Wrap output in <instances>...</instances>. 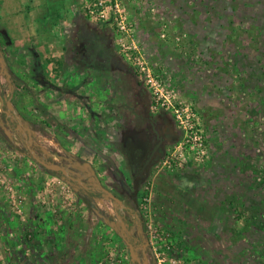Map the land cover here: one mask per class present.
Returning <instances> with one entry per match:
<instances>
[{
    "label": "rangeland",
    "instance_id": "374dc122",
    "mask_svg": "<svg viewBox=\"0 0 264 264\" xmlns=\"http://www.w3.org/2000/svg\"><path fill=\"white\" fill-rule=\"evenodd\" d=\"M96 2L0 0V54L13 87L5 77L0 80V264H132L123 239L129 230L121 219L134 224L131 236L143 263L146 238L148 264H211L201 258L199 231L211 239V255L221 257L215 264H264V0H120L128 32L119 29L112 12L88 16V6ZM84 21L101 36V57L115 62L102 66L97 54L90 55L96 104L106 90L122 96V111L133 110L137 122L149 114L157 118L149 129L120 133L125 117L115 105L108 107L118 116V126L108 133L120 137L114 149L118 157L91 142L95 136L108 144L104 135L76 130L69 136L60 129L77 109L73 112L70 100L61 107V94L43 90L30 77L34 49L45 74L59 79L51 63L61 59L62 44ZM132 45L153 69L162 92L172 95V104L189 106L198 115L207 143L204 158L179 148L185 132L173 108L155 107L150 88L137 85L145 99L139 96L135 104V95L120 86L122 80L124 86L132 79L139 83L127 49ZM13 93L12 128L19 135L5 132L6 101ZM145 104V113L137 111L136 105ZM42 110L57 118L59 129L42 126L47 118ZM164 120L177 135L128 205L139 217L101 201L102 187L115 194L107 187L122 182L107 170L109 163L121 166L131 195L133 176L125 166L133 170L162 151ZM100 121L97 128L103 127ZM27 143L48 163L68 168L75 181L35 162ZM195 211L213 221L189 223ZM189 233L196 234L194 242Z\"/></svg>",
    "mask_w": 264,
    "mask_h": 264
},
{
    "label": "flooded vegetation",
    "instance_id": "af4514ba",
    "mask_svg": "<svg viewBox=\"0 0 264 264\" xmlns=\"http://www.w3.org/2000/svg\"><path fill=\"white\" fill-rule=\"evenodd\" d=\"M88 16L89 11H88ZM79 27L77 28V31L72 34L68 41H66L64 44H62V55L61 59L56 60V63H51L56 67V71L59 72V79L56 81L55 79H51L49 76H47L46 73V67L44 66V63L42 60H40L37 57V54L35 53L34 49L32 51V54L34 56L33 63H32V75H30L31 79L36 82L37 85L41 86L43 90L45 91H54L57 94H61L62 96L58 100V104L64 106L65 100L67 102L70 100L69 104L72 106L71 109L73 112L75 109H77L78 114L74 115L72 122L70 124H67L66 128L62 127L60 128L59 121L57 118H53L51 114L46 112V110H42V114H46L47 118L45 122H41L42 126L46 128H57V129H65L67 132V135L73 136L72 133H74L76 130L79 131H85V132H96L97 135H104L103 140L107 142L109 145H112L113 149H115V146H117L118 142L120 141L119 135H117V138H112L110 134L108 135L109 126H107L108 123L105 122L106 113H98L96 111V105H99V108L102 106V110L107 112L106 109L109 107L111 108L112 105H115V107H118L120 111L118 112V115L122 114V106L124 102L122 101L121 97L119 95H112V93H107L106 90L100 91L103 96H99V103L96 104V90H95V81L93 80L94 75L91 74L90 69L93 67V65L90 64L91 54H97L98 51H100L98 48L95 47L94 42L95 41V31L90 26L89 22H82ZM88 30V35L86 38H84V35L82 34V31ZM0 44L1 42V36H0ZM107 45V43H106ZM80 50H82V53L80 54ZM100 58V59H99ZM98 58V63H100L102 66L106 64L107 62H110L111 67L113 66V58L110 60L105 58ZM115 63V62H114ZM50 64V63H49ZM104 79H107V75L103 76ZM105 84V82H104ZM102 83L101 85L104 86ZM139 86L142 87V84L138 83ZM100 86V87H102ZM95 95V96H94ZM98 95V94H97ZM98 97V96H97ZM73 98V99H72ZM16 106V99L15 104ZM101 105V106H100ZM46 108V107H45ZM47 108L48 105H47ZM110 110V109H109ZM108 110V111H109ZM102 111V112H103ZM133 111V110H132ZM134 113V111H133ZM135 117H138L136 113ZM48 118L50 120H48ZM104 118V119H101ZM97 119L103 121V127H101V121L98 123L100 127L97 128ZM144 119V118H142ZM157 118H154L151 114L148 115L147 118H145L144 123V130L149 129V125H151L153 122H156ZM86 120V122H85ZM67 123V122H65ZM109 125V124H108ZM169 121H163L162 122V133L160 138L162 141H164V144L162 145V151L160 153L158 151H155L149 156V160H143L141 161L133 170L129 169V167L126 172L128 175L133 176V186L131 191H133L130 195L129 188L126 186L124 182V174L123 171H121V166L117 165L116 168L112 166L109 161L106 160V163L108 165L107 170L108 171H115L120 179H122V182H119L118 184L107 187L108 189H111L117 197H119L121 200H123L127 205H132L133 201L136 199L135 196V188H134V181L136 178H141V184L142 182L149 178L153 171H155L157 164H159L160 159L163 158L164 154L168 151V146H170L171 142L176 138V135L174 133L170 134V129H172L174 126L171 124L170 126ZM143 126V124H142ZM135 124V128H136ZM115 128V127H114ZM161 128V127H160ZM153 129V128H151ZM108 131V132H107ZM103 132V133H102ZM99 133V134H98ZM99 135V136H100ZM112 139V140H111ZM116 141V142H115ZM115 151V150H114ZM111 155V154H109ZM118 157L119 155L116 154ZM116 161V159H115ZM117 163V161H116ZM125 172V171H124ZM126 176V175H125ZM131 176V177H132ZM74 178V176H73ZM102 184L105 186V184L102 182ZM140 184V187H141ZM88 190L93 189V187H87ZM99 189V188H98ZM101 191V190H100Z\"/></svg>",
    "mask_w": 264,
    "mask_h": 264
},
{
    "label": "built area",
    "instance_id": "2783aa9c",
    "mask_svg": "<svg viewBox=\"0 0 264 264\" xmlns=\"http://www.w3.org/2000/svg\"><path fill=\"white\" fill-rule=\"evenodd\" d=\"M89 15L92 17H106L112 14L120 20L119 29L128 32L124 21V16L120 10V0H98L94 6H88ZM112 12V13H111ZM131 51L130 59L134 73L139 83L150 88L154 94L156 108H173L177 124L180 129L184 130L185 136L179 145L181 149H187L199 158H204L207 152V143L205 135L199 129L198 115L189 108V106H175L172 104L170 93L162 92V85L155 76L153 69L147 63V60L138 52L136 45L129 46ZM167 164V163H165ZM170 167V166H169Z\"/></svg>",
    "mask_w": 264,
    "mask_h": 264
},
{
    "label": "water",
    "instance_id": "95a60500",
    "mask_svg": "<svg viewBox=\"0 0 264 264\" xmlns=\"http://www.w3.org/2000/svg\"><path fill=\"white\" fill-rule=\"evenodd\" d=\"M3 77L6 78V80L9 82L10 89L13 90V87L11 84L10 73L7 69L4 58L0 54V80L3 79ZM0 89H1V85H0ZM0 99H1V95H0ZM14 104H15V97H14V93H13L12 98L10 100L6 101V119L8 120V123L11 124L10 127L7 126V127H9V129H7L5 131L6 134H8V135L12 134L13 132H15L18 135L20 134L19 129L12 128V121L16 118V111H15V105ZM27 148H28V153H29L30 157L33 160H35V162H37L39 165H41L43 168H45L46 170H48L50 172L61 174L63 176V178L67 179L69 182L75 181V179L73 178V173L68 168L61 166V165H58V164L48 163L47 161H45L44 159H42L41 157L36 155L35 152L32 150L30 144H28V143H27ZM109 160L112 162L111 159H109ZM97 183L100 184L99 180H97ZM140 184H141V178L140 177L136 178L134 181L135 195L139 192ZM101 195H102L101 201H103V199H107L109 202L116 203L118 205L120 211H123V210L129 211L131 214L139 217L137 212H134L133 208L129 207L123 200H121L115 194L106 190L103 187L101 188ZM102 204H105V203L102 202ZM105 206H106V204H105ZM121 221H122V224L127 226L128 230H129V234L127 236H123V239L126 242V244L128 245L130 257H131V263L132 264H148V259H147V255H146L147 245H148L147 239L144 238V245H143L144 263H143L139 257L138 246L131 236L132 229H130L128 227V225H127L128 223L126 221H124L123 219H121ZM140 231L143 234V228L141 225H140Z\"/></svg>",
    "mask_w": 264,
    "mask_h": 264
},
{
    "label": "crops",
    "instance_id": "0c3cea01",
    "mask_svg": "<svg viewBox=\"0 0 264 264\" xmlns=\"http://www.w3.org/2000/svg\"><path fill=\"white\" fill-rule=\"evenodd\" d=\"M114 65L116 66V64H114ZM123 82H125V81L122 80L121 83H120V86L123 89L125 87L126 88L125 90H127L125 92H127L128 94H131V95L134 94L135 95V97H136V100L134 101L135 104L137 103V100H140L141 97H139V96H143V99H145V96H144L145 95V91H144L143 88L137 86L138 84L135 82V79H132L131 82H127V84H128L127 86L121 85V84H124ZM136 109L139 112L142 111V113H145V110H147L148 108H147V106L145 104V107H141L140 105H136ZM102 111H101V108L100 109L97 108V112L98 113H101ZM103 113H106L105 122L109 124L107 126H109L108 127L109 130L111 129V131H112L114 129L115 125L118 126V120H116V117H118L117 116V112L115 113V112H113L112 109H110L107 112L103 111ZM122 114L125 117V121L122 122V123L120 122V125H122V126H120V129H119L120 133L123 130H126L128 132H137L139 126L141 128H144L145 120L143 119V120H141V122H137V120H139V118L135 117V114L133 113V111H131V109H129L128 107L127 108L125 107V109L122 111ZM113 117H115V118H113ZM153 117L155 118V116H153ZM101 119H104V118H101ZM85 122H86V120H85ZM135 124L137 126L136 128H135ZM142 124H143V126H142ZM123 128H125V129H123ZM90 139H91V142L95 146H103L106 149V153L107 154L116 155L112 145H108V144H105V143L97 141L95 136H91ZM160 161H161V159H160ZM119 162L122 163V165H124V162L121 160V158H120ZM194 213L195 214H193V218L191 220H189V223L194 224L195 226H201L202 224L209 225L210 222L213 221L210 218H207V220H204L205 218H201L202 216H200V215L198 216L196 211ZM188 219H190V218H188ZM214 222H216V221H214ZM197 236H198V241L197 242L200 245L201 251L203 250V254L201 255L202 256L201 258L203 260L205 259V261L207 263L215 264L214 263L215 259H221V257H219L218 254L215 253V252H213L214 254L212 253L213 255H211V252H210V249H208L209 247H208V243H207L209 238L206 235L204 236V234H202L199 231H197ZM201 236H204V238L201 239ZM188 237L190 238L189 241L194 242V240L196 239V234L193 235V234L189 233ZM209 240L211 241V239H209ZM202 243H203V245H202Z\"/></svg>",
    "mask_w": 264,
    "mask_h": 264
},
{
    "label": "trees",
    "instance_id": "16d2710c",
    "mask_svg": "<svg viewBox=\"0 0 264 264\" xmlns=\"http://www.w3.org/2000/svg\"><path fill=\"white\" fill-rule=\"evenodd\" d=\"M88 30H85L84 32L82 31V34L84 35V38H86L87 37V35H88V32H87ZM100 42H101V36L98 34V33H95V41L94 42H91V43H94L95 45V47H99L98 49L100 50V51H98L97 52V55L99 56V57H101V54H102V46H101V44H100ZM106 45V44H105ZM104 45V46H105ZM101 58H103V57H101ZM106 59V58H105ZM5 122H6V124H7V126H11V124H9L8 123V120L7 119H5ZM0 132H1V129H0ZM35 161V160H34ZM50 172V171H49ZM51 173H53V172H51ZM242 212L243 211H240L239 212V215L240 214H242ZM128 224V227L130 228V229H133V227H134V224L132 223V222H127Z\"/></svg>",
    "mask_w": 264,
    "mask_h": 264
}]
</instances>
